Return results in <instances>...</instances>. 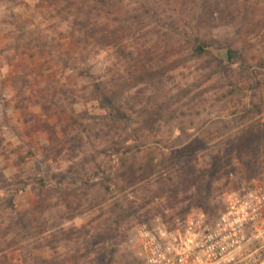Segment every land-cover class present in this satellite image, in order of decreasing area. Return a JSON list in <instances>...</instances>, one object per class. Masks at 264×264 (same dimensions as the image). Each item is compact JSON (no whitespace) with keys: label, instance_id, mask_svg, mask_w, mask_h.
Listing matches in <instances>:
<instances>
[{"label":"rangeland","instance_id":"374dc122","mask_svg":"<svg viewBox=\"0 0 264 264\" xmlns=\"http://www.w3.org/2000/svg\"><path fill=\"white\" fill-rule=\"evenodd\" d=\"M228 1L216 28L183 0H0V264H145L140 227L264 189V0ZM194 36L224 70L186 61ZM99 83L138 92L135 124L107 117Z\"/></svg>","mask_w":264,"mask_h":264},{"label":"built area","instance_id":"2783aa9c","mask_svg":"<svg viewBox=\"0 0 264 264\" xmlns=\"http://www.w3.org/2000/svg\"><path fill=\"white\" fill-rule=\"evenodd\" d=\"M264 239V189L254 186L225 196L215 220L200 212L170 229L140 227L145 264H264L255 241Z\"/></svg>","mask_w":264,"mask_h":264},{"label":"trees","instance_id":"16d2710c","mask_svg":"<svg viewBox=\"0 0 264 264\" xmlns=\"http://www.w3.org/2000/svg\"><path fill=\"white\" fill-rule=\"evenodd\" d=\"M91 1L96 5H102V6L107 5V3L109 4L111 2V0H91ZM183 1H185L184 4L186 7L190 6L192 13H196V15L200 14L201 16H204L206 20L209 22V24H211L212 26L216 28L221 27L220 25L222 24V21L226 19V16L224 14H227V13L229 14L230 10L234 6L233 3H230V5H228L227 4L228 0H183ZM192 5L194 6L193 11L191 7ZM147 6L149 8L147 12L149 13L152 9L150 7V4L147 3ZM79 11L81 12L82 10H79ZM215 15H217V17H215ZM152 16L154 17L153 14ZM85 17L87 18L88 16H85ZM76 18H79V17L76 16ZM215 45H217V43L213 39L204 40V39H201V37L199 36H194L189 46L184 49V54H186L187 56L186 61L196 62V61H200V60L211 57V59L215 63V67L224 70L223 63L220 60L216 59L212 55V53L209 51V49L214 48ZM130 55L131 54H129L128 57L126 58H130ZM230 58H231V65L236 64L238 60L241 59L239 58L238 52L233 49H230ZM149 72L150 74H153V72L155 73L153 68ZM141 76H144L141 78L143 81L142 85L146 84L144 83L145 79L147 78L154 79L153 76L147 75L146 70L141 74ZM115 88L116 87L111 86L109 84H105V83L96 84L92 91L93 100L98 102L100 107L105 112H107V117L111 119V121H113L114 123L125 124L126 126L127 125L132 126L133 124H135V121L133 118H135L134 114H136L134 110H136L137 108V103H135V100L138 96V92H136V89L138 87H136L134 90V92H136L135 94L131 93L133 90V88H131L126 93L127 97L124 101L122 99L123 93H120ZM166 108L167 109L169 108L168 104H166ZM150 110H152V108ZM159 112H161L160 107L157 108L156 112H154L155 114L153 117H149L150 113H147L146 115H148V117L144 118L143 124L137 130V132H141L142 130L147 128L149 125L152 128V126H154L153 124L157 122L156 118L157 116H159ZM173 113L174 112L171 111V114ZM137 117H141V116H137ZM251 144L252 143H250V145ZM251 150L253 153L256 151V153H254V156L249 158V160L251 161V165L254 166L250 169L256 172L251 178H256V179L264 181V178L259 173L260 172V167L258 164L259 155H260L259 147H256V150H255L253 146V149ZM185 156L186 154L180 155L178 157V160L179 158L180 160L186 158ZM207 212L208 211L204 212V214L207 215L208 214ZM221 212L222 210L217 214L215 213L213 215V219H211L208 215L207 217L210 220H215ZM106 264H113L112 259H110Z\"/></svg>","mask_w":264,"mask_h":264},{"label":"water","instance_id":"95a60500","mask_svg":"<svg viewBox=\"0 0 264 264\" xmlns=\"http://www.w3.org/2000/svg\"><path fill=\"white\" fill-rule=\"evenodd\" d=\"M215 56L219 59H222L224 60V62L226 64H229L230 63V53L228 50H224V51H221V52H216L215 53Z\"/></svg>","mask_w":264,"mask_h":264}]
</instances>
